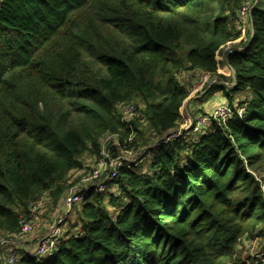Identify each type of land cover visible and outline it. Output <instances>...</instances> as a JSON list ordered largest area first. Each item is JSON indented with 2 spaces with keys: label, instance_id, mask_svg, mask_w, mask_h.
<instances>
[{
  "label": "trees",
  "instance_id": "obj_1",
  "mask_svg": "<svg viewBox=\"0 0 264 264\" xmlns=\"http://www.w3.org/2000/svg\"><path fill=\"white\" fill-rule=\"evenodd\" d=\"M218 1L216 12L211 0H0V235L18 231L44 193L57 207L82 159L129 135L121 105L144 109L137 142L178 126L189 96L181 72L252 93L226 96L245 104L241 118L163 146L147 171L120 169L117 194L74 206L75 231L47 262L22 254L15 264H243L240 240L264 236V6L243 50L222 58L238 39L241 0Z\"/></svg>",
  "mask_w": 264,
  "mask_h": 264
},
{
  "label": "built area",
  "instance_id": "obj_2",
  "mask_svg": "<svg viewBox=\"0 0 264 264\" xmlns=\"http://www.w3.org/2000/svg\"><path fill=\"white\" fill-rule=\"evenodd\" d=\"M258 6L259 0H241L240 7L231 21V26L234 32L238 34V39L221 46L217 52L220 57L225 58L227 55L233 53L234 50H243L245 44L252 36V12ZM217 82H221L228 89L234 86V81L225 83L209 72L199 71L192 83L190 96L192 98H200L204 95L209 85ZM184 108L183 106L182 118L176 128L149 141L147 146L138 147L134 140L135 129L133 123L143 122L145 117L144 109L141 105L133 103L121 105L118 108V119L123 130L129 132V135L124 138L122 144L118 141L119 135L113 134L107 136L100 150L99 157L95 159V162L82 169L78 176L70 182V187L63 193L61 202L52 217V222L48 225L43 235L37 239L32 256L38 259L43 257L50 258L58 251V244L62 237L61 227L65 226L67 216L74 206L81 204L93 194L115 195L110 187L114 186L113 182L118 176L120 169L143 163L150 158V151L156 152L173 141L181 140L187 142L192 140L195 135L203 129L211 127L213 124L217 127L226 126L230 119L233 117L241 118L245 112V104L231 108L227 102H221L210 113L201 115L194 120ZM110 147L115 150L114 156L111 153ZM259 182L264 195V175ZM47 197L48 194L44 193L38 200L29 203L27 205V214L22 213L19 216V230L0 237V249L6 247L8 244H17V247H12L7 251L1 264L16 263L18 246L25 243L35 231L43 209L46 206ZM252 239L257 238L254 235ZM241 240L244 239L242 238Z\"/></svg>",
  "mask_w": 264,
  "mask_h": 264
},
{
  "label": "rangeland",
  "instance_id": "obj_3",
  "mask_svg": "<svg viewBox=\"0 0 264 264\" xmlns=\"http://www.w3.org/2000/svg\"><path fill=\"white\" fill-rule=\"evenodd\" d=\"M209 4L217 12L218 6H219V1L218 0H216V1L215 0H211V2H209ZM262 6H264V0H259V7H262ZM176 77H177V80L180 83H182V85L183 84L189 85V83L183 81V79L179 75L178 76L176 75ZM225 90H222L223 92L222 91L220 92V90H219L218 92L226 93ZM214 91H215V89L213 91L211 90L210 92H207L208 96H207V98L205 100H208L210 98L211 99L214 98L215 97V94H213ZM232 93H235V92H232ZM249 93H250L249 91H245L243 93H240V95L242 97L238 98V100H242L243 102L245 100L250 101ZM250 94H252V93H250ZM183 114H185V113L183 112ZM201 114H202L201 111L200 112L193 111V115H191V117L193 116L194 120H196ZM208 130H209V128L203 129L200 133L195 135V137H193L192 140L187 141V143L202 137L203 135H205L208 132ZM155 138L156 137L153 138L152 134H147L145 137L141 138V140L138 139L136 143H137L138 147H144V146L148 145L149 141L154 140ZM118 141H119L120 144H122L123 141H124V138L123 137H119ZM150 153H151L150 158L145 160L143 163L137 165L136 168H139V166L142 165L141 166V170L142 171H147L148 170V164L147 163L152 162L153 157L155 156L156 152L155 151H150ZM82 162H83V169H85L86 167L92 165L95 162V158L93 156L86 155L82 159ZM80 172L79 171H75V172L71 173L70 176L68 177V182H72L78 176V174ZM110 189L115 194H117V189L114 188V186H111ZM45 204H46V206L44 207L45 209H43L44 213L42 212L43 214H42V216L40 218V221H39L38 225L36 226L35 231L39 230L43 225H46L48 227V225H50V223L52 222V219H53L52 217L55 214V211L57 209V207H56V205L54 203V200L49 199V196L47 197V200H46ZM110 211H111L112 214L115 215L117 213L118 209H111ZM77 221H78L77 211L75 209H72L70 211V213L68 214V216H67V220L65 222V226L63 225L61 227L62 235H65L64 233H66L67 230H69L71 232H74L75 231V225L77 224ZM257 233H258V230H257L256 233L254 232V234L252 233V235H250V236H244L243 237L244 240H240V243H239L238 248H237V255H238L237 259H240V263H243V264H263L264 263V236L263 235H259ZM254 235H255V237L257 239H252ZM2 236L3 235H0V237H2ZM0 254H1L0 257H1L2 261H4V256H5L4 248L0 249ZM1 259H0V261H1ZM46 259H48V258H44L43 257L41 259V261L45 263V262H47Z\"/></svg>",
  "mask_w": 264,
  "mask_h": 264
},
{
  "label": "crops",
  "instance_id": "obj_4",
  "mask_svg": "<svg viewBox=\"0 0 264 264\" xmlns=\"http://www.w3.org/2000/svg\"><path fill=\"white\" fill-rule=\"evenodd\" d=\"M197 74H198L197 70L188 71V72H181L180 74H178L183 79V81L189 83V85L183 84L189 90V96H188V99L184 105V107H185L184 110L186 112H188L189 115H193V111H195V112L201 111L202 112L201 115H207L208 113H210L212 111V109L217 104H219L221 102H226L228 100V99L226 100V98H227L226 96H228V95L231 97L233 102L236 103V102L240 101V100H238V98L242 97L240 95V93H236V92L232 93L230 91H226L222 87V85H220L219 83H212L211 85H209V87L206 88V92L204 93V95H202L200 98H194V97L192 98V96H190L191 95L190 89H191L192 83H193L194 79L196 78ZM209 82H211V80H209ZM214 89H215V91L213 92V94H215V97L212 99L210 98L208 100H205L208 96L207 92H210L211 90L213 91ZM219 90H220V92L222 90H225L226 93H220V92H218ZM249 95H250V93H249ZM250 97H251V95H250ZM154 137L155 136H153V138ZM46 227H47L46 225H43L39 230H36L34 233H32V235L28 238V240L25 243L19 245L18 246V255L25 254V255L32 256V254L35 251V244L37 242V239H39L43 235V233L46 230ZM12 247H17V244L16 243L8 244L6 247H4L5 255H6L7 251ZM1 261H2V259H1ZM1 261H0V264H1Z\"/></svg>",
  "mask_w": 264,
  "mask_h": 264
}]
</instances>
